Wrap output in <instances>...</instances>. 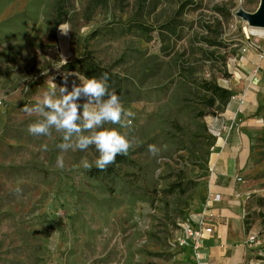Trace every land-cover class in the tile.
Wrapping results in <instances>:
<instances>
[{
  "label": "rangeland",
  "instance_id": "1",
  "mask_svg": "<svg viewBox=\"0 0 264 264\" xmlns=\"http://www.w3.org/2000/svg\"><path fill=\"white\" fill-rule=\"evenodd\" d=\"M181 1L190 4L178 16ZM259 3L0 0V264H191L190 248L176 240L205 203L216 144L208 127L222 113L208 107L200 84L232 87L245 74V54H264V35L248 37L238 15L255 12ZM165 23L174 31L160 37ZM61 24L70 30L63 33ZM85 52L104 65L120 61V101L135 114L128 128L107 123L100 129L127 133L133 142L128 163L110 177L89 175L99 156L94 146L62 151V133L30 134L28 126L42 117L22 111L42 97L49 77L60 86L57 74L71 73L68 91L78 85L64 60ZM240 177L250 191L243 219L247 235L255 236L251 258L264 264V125Z\"/></svg>",
  "mask_w": 264,
  "mask_h": 264
},
{
  "label": "crops",
  "instance_id": "2",
  "mask_svg": "<svg viewBox=\"0 0 264 264\" xmlns=\"http://www.w3.org/2000/svg\"><path fill=\"white\" fill-rule=\"evenodd\" d=\"M245 55L241 62L245 74H240L234 86L229 87L234 96L220 114L221 123L230 125L232 129L229 134H223L226 141L220 138L211 154L212 164H215L212 188L222 194V201L213 205L210 211L216 217L210 222L213 232L203 239L204 260H197L191 249H186L192 258L191 264H245L252 259L245 244L248 235L243 219L250 191L237 177L241 176L251 148L262 133L264 69L255 74L261 57L250 53ZM257 89L260 91H253ZM197 214L191 216L194 222Z\"/></svg>",
  "mask_w": 264,
  "mask_h": 264
},
{
  "label": "clouds",
  "instance_id": "3",
  "mask_svg": "<svg viewBox=\"0 0 264 264\" xmlns=\"http://www.w3.org/2000/svg\"><path fill=\"white\" fill-rule=\"evenodd\" d=\"M60 30L67 33L70 29L67 24H61ZM64 62L67 63L66 60ZM61 66L63 65L57 68ZM69 75L72 74H64V82L60 86L54 82V77H49L46 81L48 89L36 104L23 107L25 114L35 113L42 117L41 120L30 124L28 131L35 136H48L51 135L50 129L54 128L62 133L64 142L58 147L65 152L69 149L83 151L89 146H94L99 153L95 167L106 170L116 162L118 155L128 153L133 142L127 133L115 129H100L107 123L128 128L132 123L129 118L135 114L126 110L119 96L109 91L107 74L100 78H88L76 73L80 83L77 85L73 82L71 91L67 88ZM149 152L157 155L159 149L156 145H149ZM56 163L57 167L63 169V156H58ZM82 164L87 170L92 168V164L87 160L82 161ZM16 192L19 194L21 189L17 188Z\"/></svg>",
  "mask_w": 264,
  "mask_h": 264
},
{
  "label": "trees",
  "instance_id": "4",
  "mask_svg": "<svg viewBox=\"0 0 264 264\" xmlns=\"http://www.w3.org/2000/svg\"><path fill=\"white\" fill-rule=\"evenodd\" d=\"M99 3L105 2V0H96ZM190 4V2H184L181 1L178 4V8L176 10V15L180 16L186 7V5ZM218 11L221 13V8L218 9ZM221 21L217 20L216 27H217V36L221 35ZM136 25L140 29L139 25H141V22L137 21L135 22ZM206 28L210 29V26H206ZM161 32L159 34L160 37L164 36V31H170L173 32L174 29H172V23H165L161 26ZM206 41H209L206 39ZM218 40L210 42L211 45H218ZM226 60V58H223ZM119 60L114 62L110 65H104L101 61H99L91 52H85L81 57L70 60L64 65V69L68 71H74L77 72L80 75H84L85 77L91 78L96 77L100 78L102 75L107 74L108 76V87L110 92H114L116 95L119 96L120 99H122L124 95V81L125 78L116 71V67L119 64ZM201 89L203 92L208 96V107H216V108H222V112L227 107L228 103L231 101V99L234 96L233 90L223 87L216 83L215 81H205L202 84H200ZM212 127H208L209 133L216 139V143L219 140V137L214 133V129H220L222 123L220 121V115H215L213 120ZM260 137V136H259ZM259 141V138L258 140ZM211 145H214L213 143ZM216 145V144H215ZM214 145V146H215ZM207 162L209 159V153L206 158ZM129 158L126 155H118L116 157V162L112 165H110L106 170H100L97 167H93L88 173L93 178L98 177H110L116 174V169L118 166L128 163ZM212 165V160L210 156L209 160V172ZM179 187V186H178ZM262 223L264 225V214L262 215ZM246 231H249V227H246Z\"/></svg>",
  "mask_w": 264,
  "mask_h": 264
},
{
  "label": "built area",
  "instance_id": "5",
  "mask_svg": "<svg viewBox=\"0 0 264 264\" xmlns=\"http://www.w3.org/2000/svg\"><path fill=\"white\" fill-rule=\"evenodd\" d=\"M261 58L264 59V54L261 55ZM264 67L262 65H258V67L255 70V74L260 73L263 71ZM69 78V76H68ZM56 79L64 80L63 74H57ZM231 126L222 124L220 129H214V133L219 137V139H223L226 141V138H224L223 134L227 133L229 134L231 131ZM217 132H216V131ZM215 170V164L211 165L210 172H209V181L207 184L208 190L206 194V200L205 203L200 210V212L197 214V220L194 222L192 220V217L188 220V222L183 226L182 228V234L177 238L178 245L182 247L190 248L193 254V257L197 260H204L205 254L202 251V243L203 239L206 235L211 234L213 232V227L210 225V222L216 215L214 213H210L213 205L220 203L222 201V194L219 192H215L212 188V176L214 175ZM237 180L239 182H243L242 177H237ZM255 243V236L252 234H249L245 244L247 248L250 250L251 247ZM257 259L252 258L248 260L245 264H256Z\"/></svg>",
  "mask_w": 264,
  "mask_h": 264
},
{
  "label": "water",
  "instance_id": "6",
  "mask_svg": "<svg viewBox=\"0 0 264 264\" xmlns=\"http://www.w3.org/2000/svg\"><path fill=\"white\" fill-rule=\"evenodd\" d=\"M238 15L242 17L249 26L264 28V0H260L259 6L255 12L249 13L241 11Z\"/></svg>",
  "mask_w": 264,
  "mask_h": 264
},
{
  "label": "bare ground",
  "instance_id": "7",
  "mask_svg": "<svg viewBox=\"0 0 264 264\" xmlns=\"http://www.w3.org/2000/svg\"><path fill=\"white\" fill-rule=\"evenodd\" d=\"M247 24V23H246ZM248 25V24H247ZM248 27L250 28V33L248 34V37H250L249 35L252 34V35H264V31L260 30L261 28L260 27H253V26H249ZM248 31V30H247Z\"/></svg>",
  "mask_w": 264,
  "mask_h": 264
}]
</instances>
